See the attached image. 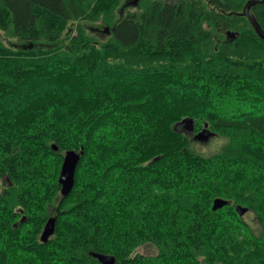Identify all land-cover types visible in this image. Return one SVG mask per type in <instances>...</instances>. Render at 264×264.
<instances>
[{
  "label": "trees",
  "instance_id": "1",
  "mask_svg": "<svg viewBox=\"0 0 264 264\" xmlns=\"http://www.w3.org/2000/svg\"><path fill=\"white\" fill-rule=\"evenodd\" d=\"M122 1L0 0V264H101L91 253L264 264V40L243 15L251 0H152L115 21ZM251 14L264 30V3ZM99 21L106 41L80 24ZM189 118L227 142L193 152L194 135L174 129ZM68 151L83 155L63 197ZM218 198L229 203L214 211Z\"/></svg>",
  "mask_w": 264,
  "mask_h": 264
},
{
  "label": "water",
  "instance_id": "2",
  "mask_svg": "<svg viewBox=\"0 0 264 264\" xmlns=\"http://www.w3.org/2000/svg\"><path fill=\"white\" fill-rule=\"evenodd\" d=\"M139 0H137L135 3H137ZM264 0H251L248 1L243 9V15L250 21L251 25L255 28L258 35L264 40V30L262 29L261 25L257 22L255 17L251 14V10L254 6L258 4H263ZM107 33H110L109 28L106 29ZM228 37H235L236 35L232 32H228ZM184 126L185 132L193 134V139L200 142H208L209 139L213 136H215V133H213L209 127L208 124H205V127L202 131L195 133L194 129V121L193 119H184L180 123L176 124L174 126L175 131H178V129ZM183 132V131H182ZM54 151L58 150V147L53 145L52 146ZM83 155V152L77 153L75 151H68L65 154L61 172L59 176V184L61 185V194L63 197H67L73 190L75 185V176L76 171L79 166L81 156ZM228 201L218 198L214 200L213 204V210L218 211L222 209L223 207L228 205ZM237 212L240 216H243L245 213L248 212L247 208H243L241 206L237 207ZM25 220V219H24ZM56 223L57 218L51 217L48 219L41 235V242L47 243L49 239L55 234L56 231ZM91 256L98 259L101 264H117L116 258L113 256L105 255V254H98V253H91Z\"/></svg>",
  "mask_w": 264,
  "mask_h": 264
},
{
  "label": "rangeland",
  "instance_id": "3",
  "mask_svg": "<svg viewBox=\"0 0 264 264\" xmlns=\"http://www.w3.org/2000/svg\"><path fill=\"white\" fill-rule=\"evenodd\" d=\"M137 0H123L120 4L119 9L117 10V14H116V18L115 21L119 20L120 18L124 17V13L127 10H131L133 12H137L140 11L141 6L144 4V2L147 1H152V0H139L137 3H135ZM163 1H169V0H163ZM174 1V0H171ZM128 6L126 8H123L124 6ZM123 8V13H121V9ZM78 22H72L67 31L65 32L63 39H65V41L68 40V34L71 33L73 30H75V27L78 26ZM81 25H85L88 28L89 33H91V35L93 36V38H95L96 40L99 41H106L108 39V34L106 33V29H108V26L106 23H104L103 21H99V22H82L80 23ZM110 28V27H109ZM0 36H3V33L0 32ZM8 46H11L13 44L11 43H16V40H12V39H6L4 40ZM185 131V130H184ZM227 140L225 138H220V137H216L213 136L209 139L208 142H200V141H196L193 139V142L191 143V150L197 154L203 155V156H212L214 155L216 152H218L220 150V148L224 145V143H226ZM66 154V153H64ZM3 187H2V180L0 179V192H2ZM244 221L249 223L252 228L258 230L259 226L256 223L255 220V214L253 212L248 211L247 213H245L243 216ZM154 249L152 247H142L141 249H139V253L142 254H150L153 255L154 254Z\"/></svg>",
  "mask_w": 264,
  "mask_h": 264
},
{
  "label": "flooded vegetation",
  "instance_id": "4",
  "mask_svg": "<svg viewBox=\"0 0 264 264\" xmlns=\"http://www.w3.org/2000/svg\"><path fill=\"white\" fill-rule=\"evenodd\" d=\"M181 127H182V129H185L184 126H181ZM5 180H8V178L6 177ZM3 191H4V190H2V192H3Z\"/></svg>",
  "mask_w": 264,
  "mask_h": 264
}]
</instances>
